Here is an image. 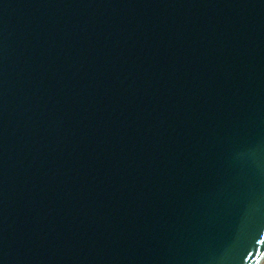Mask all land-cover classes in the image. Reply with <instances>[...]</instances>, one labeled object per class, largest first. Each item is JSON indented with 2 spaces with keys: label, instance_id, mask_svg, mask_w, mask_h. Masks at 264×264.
Segmentation results:
<instances>
[{
  "label": "water",
  "instance_id": "1",
  "mask_svg": "<svg viewBox=\"0 0 264 264\" xmlns=\"http://www.w3.org/2000/svg\"><path fill=\"white\" fill-rule=\"evenodd\" d=\"M0 264H264V0H0Z\"/></svg>",
  "mask_w": 264,
  "mask_h": 264
}]
</instances>
